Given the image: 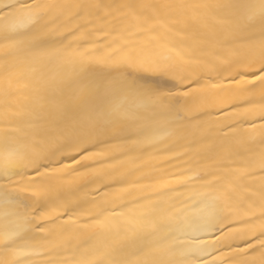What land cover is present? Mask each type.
<instances>
[{"label":"snow or ice","instance_id":"6c2138e0","mask_svg":"<svg viewBox=\"0 0 264 264\" xmlns=\"http://www.w3.org/2000/svg\"><path fill=\"white\" fill-rule=\"evenodd\" d=\"M0 264H264V0H0Z\"/></svg>","mask_w":264,"mask_h":264},{"label":"bare ground","instance_id":"6f19581e","mask_svg":"<svg viewBox=\"0 0 264 264\" xmlns=\"http://www.w3.org/2000/svg\"><path fill=\"white\" fill-rule=\"evenodd\" d=\"M41 2L45 3H76L80 2V0H41ZM110 2H123V0H110ZM152 2H180V0H152ZM184 2H189V3H214L216 0H184ZM50 70L55 71L54 66H50ZM243 85L237 86L235 83L231 82L227 78L224 79L223 84L221 87L224 89V91H220V89H213V92L216 94L215 98L219 100H224L225 102L227 100L232 99L233 97L238 95V90L239 87H242ZM209 110L213 111L214 113H217L213 119H223L225 113L224 112H218L216 107H210ZM231 113H229L230 115ZM79 159V157H77ZM65 164L69 165L70 167H76L71 159H65ZM159 161L150 159L148 157H145L143 160L136 161L137 165H142L145 167L146 170L151 169V167L158 163ZM81 163H87L89 165H93L94 161L93 160H88V161H81ZM110 164H114L117 167H121L122 171H127L130 170L131 168L134 167L132 164L131 160L125 159L123 163L121 161H109ZM81 171H84V169H81ZM190 213L195 214L196 209L195 208H190L188 210ZM214 238V237H213ZM231 243L234 246L235 245H240L241 247L243 246V242L236 240V241H226L225 245L223 247V251L227 253L229 251L227 244ZM227 258V257H225Z\"/></svg>","mask_w":264,"mask_h":264}]
</instances>
